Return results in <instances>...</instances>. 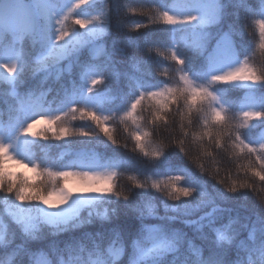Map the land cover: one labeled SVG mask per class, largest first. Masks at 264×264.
I'll list each match as a JSON object with an SVG mask.
<instances>
[{"label":"snow or ice","instance_id":"1","mask_svg":"<svg viewBox=\"0 0 264 264\" xmlns=\"http://www.w3.org/2000/svg\"><path fill=\"white\" fill-rule=\"evenodd\" d=\"M134 2L146 22L129 31H148L112 37L138 14L131 3L0 0V264H264V200L240 211L264 185V0ZM194 117L195 170L183 159ZM110 122L140 157L118 151ZM73 135L87 139L68 163L36 156L41 140ZM213 147L246 157L245 179L206 169ZM120 169L131 186L118 190Z\"/></svg>","mask_w":264,"mask_h":264},{"label":"trees","instance_id":"2","mask_svg":"<svg viewBox=\"0 0 264 264\" xmlns=\"http://www.w3.org/2000/svg\"><path fill=\"white\" fill-rule=\"evenodd\" d=\"M124 2L131 3L132 7L137 8L138 14L132 15L131 13H122L121 19L125 23L124 33L118 34L116 32L115 28H113L112 29V37H115L117 35H131V36L135 37V36L140 35L143 32L148 31L147 29H143V28L140 30L139 33L135 32V31H129V22L130 21H133V20L145 21V18L142 14H139L140 13V5L135 3L134 0H124ZM114 22L115 21H113V23ZM69 23H70V21H69ZM247 39L252 40V37H247ZM110 44H111V37L109 38V45ZM129 53L130 54L135 53L136 55H142V51L137 50L134 47L129 48ZM153 55H155V53H153ZM115 58L118 61H123L122 66H127V59L126 58L120 57V56H116ZM261 59H262L261 54H260L259 50H257V54L251 62H253L257 66H259ZM172 66L174 67V65H172ZM157 79L163 80V79H165V77L158 74ZM174 111H175V109L173 107V113H174ZM145 115H148V113H145ZM168 119L170 121L175 120V122H176L175 126L178 128L179 120H180V117L178 114H174V115L169 114ZM67 123H68V126L70 128H72L73 130H77L84 122H81L79 120H77V121L68 120ZM185 123H187V122L185 121ZM110 124H112V126L115 127V129H116L114 135H115V138L117 140L118 145L127 144L126 148L121 147L118 149V151L123 155L140 157V154L134 150L133 142L124 133L123 127L121 125H119L118 122H116V123L110 122ZM161 124H162V122H161ZM198 129H199V125L196 123L195 117H194L193 125L190 128H188L189 137H188V142L185 145L186 148L192 149L191 155H190V157H184L183 158L184 162L189 164V166H191L194 170H195V163H193V160L198 155V149L192 147L191 133L193 131H197ZM85 130L89 131V132H96L97 135L99 136L100 140L106 139L105 137H103L102 134L99 133V130L95 129V126L91 125L90 123L87 126H85ZM260 134H261V129L256 128L252 132V138L253 139H259ZM86 139L87 138L80 137L79 135H73V136L69 137L67 141L58 142V141H54L51 139H49L48 141L41 140L39 142L40 148H38L36 150V156L37 157H47V159L49 161L56 160L57 158L62 156L63 157L62 162L68 163L71 160V157L74 156V154H75L74 152L76 150L85 149V145L82 142L85 141ZM156 139H157L156 136H154L153 140L155 141ZM164 143L167 145L168 141H165ZM95 144H96V140L93 139L88 144L87 147L92 148ZM111 147H115V146H111ZM41 149H43V151ZM212 150H213L215 159L217 161H219V163L217 165H213L212 158L202 157L200 162L204 163L206 169L213 170L214 167L219 168V178H227L229 173H231V176L233 179H238V180L245 179V175H244L243 171H240L239 173L237 172L236 163H240V164L245 163L246 157H241L238 161L236 160L235 157H233L232 159H233V161H235V163H227L224 159H221V156L215 155L216 150L214 147ZM95 151L97 153L105 154V149L102 147H96ZM221 155H225V154L222 153ZM119 172H120V175H119L118 181H117L118 190L130 187L131 182L128 180L129 173L127 171H125L124 169H120ZM140 179H143V177H140ZM256 184H257L256 190L248 192V196H249L248 201L241 202L244 205V207L240 208L242 215L246 214L248 211L252 210L253 208H258L259 205L261 204V201L264 200V192L259 190L261 188H264V185H260L259 182H256ZM169 203H172V201H169ZM159 213L163 214V208L159 209ZM84 215H87V213L85 212ZM146 222L147 223H155V221L152 219H149ZM98 227H99V222H97L96 224H93V225H86L84 228H82V229H80L74 233L61 234V235L56 236V237H50V239H56L58 241H65V240H68L73 235H76V236L80 235V232L95 231Z\"/></svg>","mask_w":264,"mask_h":264},{"label":"rangeland","instance_id":"3","mask_svg":"<svg viewBox=\"0 0 264 264\" xmlns=\"http://www.w3.org/2000/svg\"><path fill=\"white\" fill-rule=\"evenodd\" d=\"M81 151H82V150H78V151H76L74 157H73L71 160L75 159L76 156H77V154H78L79 152H81ZM71 160H70V161H71ZM13 170H14V171H17V172H23V173H24L25 175H27V176H32V175H33L32 172L29 171V169H27V168H23V167H20V166H13Z\"/></svg>","mask_w":264,"mask_h":264}]
</instances>
